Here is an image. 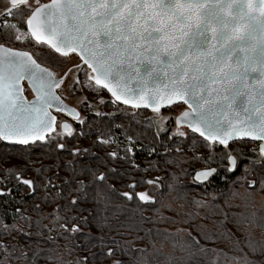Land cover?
<instances>
[{"label": "snow or ice", "instance_id": "6c2138e0", "mask_svg": "<svg viewBox=\"0 0 264 264\" xmlns=\"http://www.w3.org/2000/svg\"><path fill=\"white\" fill-rule=\"evenodd\" d=\"M231 2L217 0L214 7L204 10V21L193 27L189 20L200 8V0H50L49 4L34 9L28 0H9V6L3 10L2 24L12 31L16 26L9 23L8 17H23L25 11L30 12L27 26L31 37L64 56L79 51L95 73L91 79L125 104L135 103L136 107L147 104L158 111L162 103L184 100L192 109V114L187 111L181 114L187 118L184 122L208 140L225 145L220 159L230 161L228 171H231L239 166L237 157L227 151L233 137L264 140V14H251L245 7H252L250 0H240L238 19L220 16L217 9L227 7ZM260 2L264 3V0ZM210 20H215L221 28L212 37L221 42L218 47H212L208 43L210 38L205 36ZM245 22L248 27L240 34L235 28H228L229 24ZM185 25L192 33L187 39L182 38ZM20 38L16 36V39ZM0 50L4 53L0 55V138L20 139L23 143H27L28 138L43 140L45 137L41 133L51 130L56 119L49 114L48 108L59 100L53 88L61 81L32 59L30 53L4 49L3 45ZM25 77L37 94L34 101H27L21 95L23 90L19 81ZM132 81L137 82L134 89L127 87ZM177 121L180 122V117ZM64 128L71 135L70 126L65 123ZM260 152L264 154V144L260 146ZM243 168L246 173L250 171L248 164ZM87 171L91 169H81V174ZM261 171L264 172V164H261ZM72 172L73 175L64 181L69 195L72 191H83L86 196V175L77 180L76 170L72 169ZM212 172L216 169L198 172L197 179L206 178ZM103 178L101 173L100 179ZM23 183L31 186L33 181L24 180ZM257 183L259 189H264V175L250 181V185ZM44 186L48 187L47 184ZM99 195L98 192L97 197ZM124 195L129 196V193ZM232 195L247 199L243 193L233 191ZM139 196L144 200L152 199L144 193ZM76 206L77 197L71 196L70 206L66 207L71 211ZM15 211L10 224L0 216V264H41V261L43 264H90V261L94 264L97 259L106 260L108 264H151L147 249L137 248L135 254L132 246L123 244L115 249H105L102 239L98 252L91 251L95 247L91 239L82 246L70 248L65 245L64 252L57 251L59 245L52 237L46 239L55 247L41 248L38 243L35 247L22 243L20 237L30 239L32 233L21 227L17 220L30 218L24 217L19 209ZM233 216L238 217L235 220L238 226L257 225L259 221L258 226L264 228V216L257 217L254 212L247 216L233 213ZM74 219L75 216L69 215V223L59 227L68 234H78V225L70 223ZM59 235L68 238L65 232ZM246 242L253 251L259 249L264 253V241L249 238ZM76 247H81L88 255L78 256L74 262L66 260L65 255H70Z\"/></svg>", "mask_w": 264, "mask_h": 264}, {"label": "trees", "instance_id": "16d2710c", "mask_svg": "<svg viewBox=\"0 0 264 264\" xmlns=\"http://www.w3.org/2000/svg\"><path fill=\"white\" fill-rule=\"evenodd\" d=\"M11 20L16 29L8 31L2 24V44L30 52L13 38L20 30L29 33L27 20ZM29 37L32 39L30 33ZM33 56L48 66L45 56ZM93 87L111 97L97 85ZM106 107L107 112L89 116L64 138L28 146L7 145L0 140V189L5 190L0 192V216L10 224L19 209L30 218L17 220L32 233L30 239L20 237L22 243L55 247L46 239L52 237L59 245L57 251L64 252L65 245L82 246L91 239L95 245L91 251L98 252L102 239L105 249L120 244L132 246L134 254L137 248L147 249L151 264H264V253L253 251L246 242L249 238L264 241V228L258 226L259 221L257 225L238 226V217L233 216L253 212L264 216V189L246 181L264 175L261 165L247 173L241 169L231 174L221 171L207 183L197 184L191 179L192 173L205 164L210 142L189 130L187 138L159 134L147 117L151 111L127 108L114 101ZM84 168L91 171L81 174ZM72 169L77 180L86 175V196L83 191L69 195L64 181L73 175ZM153 176L157 179L152 180ZM24 180L33 184L25 185ZM143 191L152 199L143 201L139 196ZM233 191L247 199L233 196ZM71 196L77 197V206L69 211L66 206H70ZM69 215L76 217L70 223L78 225V234H68L59 227L69 223ZM82 255H88L87 251L76 247L64 258L74 262ZM94 264L108 262L97 259Z\"/></svg>", "mask_w": 264, "mask_h": 264}, {"label": "rangeland", "instance_id": "374dc122", "mask_svg": "<svg viewBox=\"0 0 264 264\" xmlns=\"http://www.w3.org/2000/svg\"><path fill=\"white\" fill-rule=\"evenodd\" d=\"M47 1L48 0H39V3L37 4L36 0H28V4H30L34 9L38 5ZM7 6H9V0H0V28L4 18L3 10ZM19 7L25 6L19 5ZM28 15H30V12L25 11L24 16L21 18H23L26 22ZM13 17H16V23L19 21V16H10L8 17L10 24L13 23L11 20ZM10 36L11 35H9V37ZM16 36L21 37L17 40L21 41L24 49L29 50L32 54L34 53L37 57H39V55L45 56L47 60L46 65H48L46 67L51 69L57 78L63 77L65 72L68 73L65 81L58 88V93L68 105L79 111L80 116L78 119H73L64 113H56L58 118L57 127L47 139L64 138L66 135H69L68 132H64L62 130L63 123H68L70 125L71 134H73L79 125L89 116L102 115L108 111L106 105L114 100L99 89H95L93 87V85H96L94 80L91 79L93 73L87 66L81 63V60L78 57L70 55L63 58L58 56V54H54L55 52L47 46H43L42 44L36 43L30 39L27 31L20 30ZM0 45H4L1 40ZM26 95L28 98L32 97V94L27 87ZM186 108L187 107L184 105H178L165 110L151 111L148 113L147 117L152 121V124L159 134L168 133L171 137L187 138L189 135L188 129L177 125V118L185 111ZM180 133H184V135H181ZM91 142L92 141H89L88 143ZM225 150V145L210 143L208 157L211 156L212 159L209 160L208 157L205 158V164L197 166L192 173L193 176L191 179L194 181L193 177L195 172L203 169L215 168L217 173L224 171L225 173L231 174L237 173L240 169L245 172L243 168L244 164H248L250 169L257 165L264 164V155L260 152V143L252 144L247 142H235L228 144L227 151L237 157L239 166L236 169L228 171V169H230V161L220 159V154ZM185 156H187L186 153ZM257 160L261 163H254V161ZM224 165H227V168H225ZM156 179V176L152 177V180ZM246 181L250 183L252 180L247 178ZM141 193L149 196L147 192L143 191ZM142 200L146 201L144 199Z\"/></svg>", "mask_w": 264, "mask_h": 264}, {"label": "water", "instance_id": "95a60500", "mask_svg": "<svg viewBox=\"0 0 264 264\" xmlns=\"http://www.w3.org/2000/svg\"><path fill=\"white\" fill-rule=\"evenodd\" d=\"M217 0H200V8L195 11L193 14H192V17L191 19L189 20V24H191L193 27H197L199 26L200 23H202L205 19L204 15H203V12L205 9H209V8H212L215 6ZM240 3V0H232V2L227 6V7H223V8H220V9H217L218 13L220 16L222 17H225L229 20H233V19H238L240 17V13L238 11V5ZM250 3H251V8H248L247 5L245 6L246 7V10L249 11L251 14L253 15H256V16H259L261 14H264V3H261L260 0H250ZM49 4V3H48ZM46 5V4H45ZM55 22V21H54ZM248 27V24L247 22H245L244 24H229L228 25V28L231 29V28H235L236 31H237V34H240L241 32H243L246 28ZM28 28V26H27ZM221 30L220 28V25L215 22V20H210L209 21V30L205 32V36L209 37L210 39L208 40V43L212 46V47H218L219 44L221 43L220 41H217L216 39L212 38L214 37L219 31ZM28 31H30V29L28 28ZM183 32L185 33V35L182 37L184 39H187L188 36H191L192 33L191 31L189 30L188 26L185 25L184 28H183ZM30 33V32H29ZM197 39H201L200 37H197ZM33 40H35L33 38ZM36 41V40H35ZM37 42V41H36ZM40 43V42H39ZM47 45L48 47H50L55 53L59 54V55H62L64 56L62 53H58L55 51L54 48H52L50 45L48 44H45ZM4 49H7V48H10V47H7L5 45H3ZM13 50H16V51H21V52H27V51H23V50H18V49H14V48H11ZM29 53V52H28ZM70 53H75L79 58L80 60L82 61V63L87 66L91 71L92 69L88 66V64H86L84 62V57H82V55L80 54L79 51H76V52H69L68 55ZM3 50H0V55H3ZM32 59H34L38 64H40L35 58L34 56L30 53ZM41 65V64H40ZM42 67L44 68H47L43 65H41ZM49 69V68H47ZM51 72H53L51 69H49ZM54 73V72H53ZM93 73V72H92ZM93 75H95V73H93ZM66 76L67 75H64L63 77L61 78H57L55 76V78L58 80V81H61L57 87H54L53 88V92L55 93L56 96L59 97V100L55 102V104L52 106V107H49L48 108V112L51 116H54L56 119L55 121H53L52 123V126H51V130H44L41 134L44 135L45 139L43 140H40L38 137L36 139H31V138H28L27 140V143H23L20 139H13V140H4L2 138H0V140L7 144V145H12V146H28V145H31V144H35V143H38V142H43L45 140H47V138L55 131L56 127H57V123H58V118H57V115L56 113H64L66 114L67 116L73 118V119H78L79 116H80V113L79 111L68 105L64 100L63 98L59 95L58 93V88L60 87V85L65 81L66 79ZM95 83V81H94ZM136 81H132L130 84L127 85V87L129 88H135L136 87ZM96 84V83H95ZM97 85V84H96ZM98 87L102 88L103 90H105L110 96L111 98L114 100V102H116L117 104L119 105H122L124 107H127V108H131V109H136V110H146V111H156L154 110L153 108L151 107H148L147 104H140L139 107H136L135 106V103H130V104H125L123 102V100H116L115 97L112 96L111 92H109L106 88H103L101 85H97ZM19 87L22 88V93L21 95L24 96V98L27 100V101H34L36 99V92L34 91L33 89V85L29 83L27 77L25 78H22L20 79L19 81ZM26 87L27 89L30 90L31 94H32V97L31 98H28L27 95H26ZM161 87V90L164 91L163 89V86L160 85ZM178 105H184L187 107V112H189L190 114H192V109L190 107V105L188 103H185L184 100H173V103L171 104H166V103H162L159 107V110H165V109H168V108H171V107H174V106H178ZM65 110L64 111H61L60 108L61 107H65ZM72 109H75V113H71V110ZM78 114V115H77ZM180 117V122L177 121V125L179 127H185L187 128L189 131L193 132L194 134L200 136L201 138H203L204 140L210 142V143H218V142H214V141H210L206 138V136H202L199 132H196L194 131L192 128H190L188 126V124L186 122H184L187 118L186 117H183L182 115L179 116ZM64 124H62V130L64 132H67L64 128ZM67 125H69L68 123H66ZM70 126V125H69ZM242 141H249V142H255V143H260V146L262 144H264V140H253L252 137H233L232 140L229 141L228 144H231V143H235V142H242ZM219 144V143H218ZM222 145V144H221ZM264 155V154H263ZM230 168H231V163H230ZM210 169H213V168H210ZM215 169V168H214ZM206 169H203V170H199L197 172H195L194 174V181L197 183V184H205L207 183L209 180H211L217 173V170L216 172H212L210 175H208L206 178H201V179H197V173L198 172H204ZM233 170V169H232Z\"/></svg>", "mask_w": 264, "mask_h": 264}, {"label": "flooded vegetation", "instance_id": "af4514ba", "mask_svg": "<svg viewBox=\"0 0 264 264\" xmlns=\"http://www.w3.org/2000/svg\"><path fill=\"white\" fill-rule=\"evenodd\" d=\"M48 3H50V0H48L47 2H44V3H42V4H40V5H45V4H48ZM39 6V5H38ZM30 32V31H29ZM32 39H33V37H32ZM35 41V40H34ZM36 42V41H35ZM37 43H39V42H37ZM39 44H42V43H39ZM45 45V44H44ZM45 46H47V45H45ZM48 47V46H47ZM48 48H50V47H48ZM51 49V48H50ZM52 50V49H51ZM53 51V50H52ZM30 53V52H29ZM32 54V53H31ZM57 54V53H56ZM33 55V54H32ZM70 55H74V56H76V57H78L75 53H70L69 55H67V56H62V55H59L58 54V56H60V57H68V56H70ZM35 58V57H34ZM79 58V57H78ZM80 59V58H79ZM81 63H82V61H81ZM41 64V63H40ZM83 64V63H82ZM42 65V64H41ZM84 65V64H83ZM44 66V65H43ZM46 67V66H45ZM185 111H187V108L185 109ZM184 111V112H185Z\"/></svg>", "mask_w": 264, "mask_h": 264}]
</instances>
